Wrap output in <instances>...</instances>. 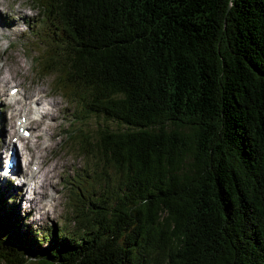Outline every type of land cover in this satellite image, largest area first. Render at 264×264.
Segmentation results:
<instances>
[{
	"label": "trees",
	"instance_id": "16d2710c",
	"mask_svg": "<svg viewBox=\"0 0 264 264\" xmlns=\"http://www.w3.org/2000/svg\"><path fill=\"white\" fill-rule=\"evenodd\" d=\"M30 1L93 175L41 250L0 195V264H264V0Z\"/></svg>",
	"mask_w": 264,
	"mask_h": 264
},
{
	"label": "rangeland",
	"instance_id": "374dc122",
	"mask_svg": "<svg viewBox=\"0 0 264 264\" xmlns=\"http://www.w3.org/2000/svg\"><path fill=\"white\" fill-rule=\"evenodd\" d=\"M0 2L1 10L7 13L6 22L11 16L17 17L14 13L18 11L17 3L19 2L25 4L24 10L26 13L32 14L28 20L20 18V22L16 28L8 25V27H11L9 32L8 27H2L0 23V72H3L4 69L7 68L12 75L7 82H3L5 84L3 87L0 83V89H3L4 94L9 92L8 87L11 85H14L13 87L18 88L19 92L23 91L25 94L28 92L32 94L38 88L44 91L47 90L49 93L51 91L53 102H58V106H60L58 121L51 122V124H55V136L48 151L49 153H53V160L49 162L50 167H52L49 172L51 176L50 185L46 187L49 195L46 197H44V195H42V197L41 195L38 196L42 203H46L44 209L47 210L49 215L46 216L42 214L38 216L34 210L27 211L26 203L19 202L16 198V192H18L17 187L12 183V186H10L6 182H1L0 176V185L6 190H0V195L6 197V206L8 207L11 203L18 205L15 209L16 214L14 216H19L18 218H20L18 224L20 231L24 232L26 229H30L31 234L28 232H26V234L33 239L31 246L35 250H41L47 248L54 238V236L52 239L48 238L46 236L47 233L54 231L55 235L58 236L59 233H66L72 230L73 220L71 203L77 193L74 184L84 185L93 175L91 172H84L87 163L89 165V161L76 156V154L79 155L77 152V143L69 138L68 142L65 143L66 136L63 135L62 132L64 129L70 133L75 131L80 134L81 132L85 133L84 137L87 138L90 135V131L98 125V120L93 117H85L82 119L80 117L79 104L75 106L70 102H66L60 94L54 93L51 90L52 73L48 75H38L36 73V59L47 44V37L52 30L51 26L44 22L41 11L37 12V8L33 9L29 0H0ZM28 8L32 10L28 11ZM0 20H4L2 14H0ZM2 32L9 35L8 38L3 37L1 35ZM9 42H11V45L5 48ZM23 55H26L29 59L25 63L23 62ZM53 105L56 104L53 103ZM8 108L9 106L5 105V103H0V148L3 138H8L11 142V138L15 136L19 121L23 119V116L10 119L7 116ZM77 116L79 119L76 118ZM8 121H10L12 125L10 128L7 124ZM105 124L108 125L109 123L106 122ZM4 127L6 129L3 130ZM33 128L34 121L32 119V121L25 126V129L32 130ZM19 146L20 144L16 143V149H18ZM36 152L37 150L35 151L33 149L34 155H36ZM54 155H57V157ZM86 158L90 160L93 168H95L97 162L93 158ZM3 163V157H0V175ZM18 167H20V169L24 168L19 158ZM66 181L72 183L69 188L65 185ZM69 193L71 194V198H69ZM11 195L13 197L12 200H8V197ZM51 196L53 199L50 205H47V199ZM43 210H40V212Z\"/></svg>",
	"mask_w": 264,
	"mask_h": 264
},
{
	"label": "bare ground",
	"instance_id": "6f19581e",
	"mask_svg": "<svg viewBox=\"0 0 264 264\" xmlns=\"http://www.w3.org/2000/svg\"><path fill=\"white\" fill-rule=\"evenodd\" d=\"M17 7L18 11L16 13L13 11L17 17L11 16L7 22V13H5L4 10H1L0 7V14L4 16V20H0L2 27H8V25H11V27L16 28L20 22V18L28 20V18L32 16V14H28L24 10V3H17ZM11 27H8V32L10 31ZM1 35L5 38H8L9 36L3 32ZM11 77L12 75L7 68L4 69L3 72H0L1 85H4V83L7 82ZM10 88H12V86H10L8 89ZM51 94V91L49 93L47 90L44 91L38 88L32 94L30 92L25 94L24 92L17 91L13 96H10L9 94H4L3 91L0 90V103L11 105L8 111L9 118L16 117L19 114H22L27 118H30L32 113L37 115L35 118L36 129L33 135L36 137V139H26L22 141L21 147L19 150H17L16 147L13 148L12 143L9 140L3 138L2 148L3 151H8L11 149V153L15 161L19 156L24 162L27 163V166H32L28 176V189L32 195L25 196L24 193L19 191L16 195V198L19 202L25 201L27 211L34 210L38 216L42 214L46 216L49 215L47 210H43L46 203H42L40 198H38V195H41V197L42 195H44V197L49 195L46 187L50 185L51 176L49 172L52 167H50L49 162L53 160V153H49L48 151L55 136V124H51V122H57L58 117L60 116V106H58V102H53V97H51ZM53 103L56 105H53ZM7 124L9 128L12 126L10 121H8ZM23 125L24 123L19 124V126ZM4 129L6 128L4 127L3 130ZM48 140L50 143H47ZM33 149L35 151L37 150L36 155L33 154ZM52 199V196L47 199V205H50ZM40 210L43 211L40 212Z\"/></svg>",
	"mask_w": 264,
	"mask_h": 264
}]
</instances>
